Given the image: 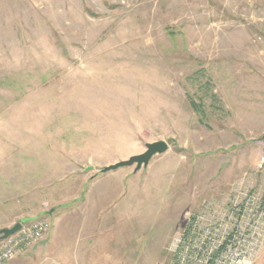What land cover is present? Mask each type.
Instances as JSON below:
<instances>
[{
    "label": "rangeland",
    "instance_id": "1",
    "mask_svg": "<svg viewBox=\"0 0 264 264\" xmlns=\"http://www.w3.org/2000/svg\"><path fill=\"white\" fill-rule=\"evenodd\" d=\"M36 222L5 264H264V0H0V230Z\"/></svg>",
    "mask_w": 264,
    "mask_h": 264
},
{
    "label": "built area",
    "instance_id": "2",
    "mask_svg": "<svg viewBox=\"0 0 264 264\" xmlns=\"http://www.w3.org/2000/svg\"><path fill=\"white\" fill-rule=\"evenodd\" d=\"M48 229L46 222H36L23 226L15 234L0 241V264H5L24 252L33 242L37 241ZM236 264L247 263L245 257L237 259Z\"/></svg>",
    "mask_w": 264,
    "mask_h": 264
},
{
    "label": "water",
    "instance_id": "3",
    "mask_svg": "<svg viewBox=\"0 0 264 264\" xmlns=\"http://www.w3.org/2000/svg\"><path fill=\"white\" fill-rule=\"evenodd\" d=\"M168 149V146L165 142L159 141L154 143H147L145 145V151L136 156L130 157L128 160L117 162L113 165L105 167L102 172H109L111 170H116L122 167H130L135 165V170H139L141 167H145L148 165L149 161L152 157L156 155H161L165 153ZM21 224L17 223L11 228H4L0 230V240H4L9 236L15 234L18 230H20Z\"/></svg>",
    "mask_w": 264,
    "mask_h": 264
},
{
    "label": "trees",
    "instance_id": "4",
    "mask_svg": "<svg viewBox=\"0 0 264 264\" xmlns=\"http://www.w3.org/2000/svg\"><path fill=\"white\" fill-rule=\"evenodd\" d=\"M193 104V106H194V103H192Z\"/></svg>",
    "mask_w": 264,
    "mask_h": 264
},
{
    "label": "bare ground",
    "instance_id": "5",
    "mask_svg": "<svg viewBox=\"0 0 264 264\" xmlns=\"http://www.w3.org/2000/svg\"><path fill=\"white\" fill-rule=\"evenodd\" d=\"M0 241H2V240H0Z\"/></svg>",
    "mask_w": 264,
    "mask_h": 264
}]
</instances>
